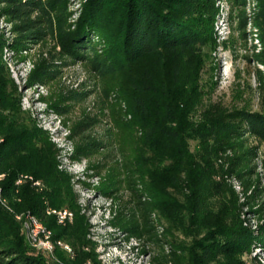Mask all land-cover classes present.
I'll list each match as a JSON object with an SVG mask.
<instances>
[{"label": "trees", "instance_id": "16d2710c", "mask_svg": "<svg viewBox=\"0 0 264 264\" xmlns=\"http://www.w3.org/2000/svg\"><path fill=\"white\" fill-rule=\"evenodd\" d=\"M254 1L250 12L246 0L236 4L245 7L242 28L248 29L250 22L256 28L260 45L254 60L264 65V0ZM69 5L70 0H0V15L12 23L17 45L57 39L63 53H81L99 73L128 77L131 90L125 99L142 130L148 154L143 167L149 163L144 178L149 184L135 194L130 215L119 216L117 227L127 229L130 238L160 245L153 264H246L244 256L264 245V179L258 162L259 143L264 142V70H258L259 109L209 104L199 113L192 149L185 134L191 126L188 115L199 99L192 68L200 62L199 47L210 39L214 4L86 0L76 29L69 22ZM94 35L106 42L101 53ZM7 46L11 43L0 34V108L10 110L0 111V174H5L0 180V264H104L88 238L77 199L64 190L67 174L59 169L49 138L41 128H22L20 109L9 101L3 80L8 73L3 60ZM57 71L40 65L34 79L42 82ZM90 125L81 122L79 129ZM22 175L33 179L18 183ZM65 207L73 215L64 221L48 212ZM27 213L51 230L56 243L52 253L31 245L17 217ZM156 213L167 223L165 237L156 232ZM250 217L258 219L256 226L249 223Z\"/></svg>", "mask_w": 264, "mask_h": 264}, {"label": "rangeland", "instance_id": "374dc122", "mask_svg": "<svg viewBox=\"0 0 264 264\" xmlns=\"http://www.w3.org/2000/svg\"><path fill=\"white\" fill-rule=\"evenodd\" d=\"M210 1L216 10L212 31H208L210 39L199 47L200 62L192 68L191 76L199 90L198 102L188 115L191 126L185 131L192 149L197 144L192 137L200 124L199 113L209 104L221 102L230 109H259L258 70H264V65L254 60L260 45L254 24L250 22L246 30L241 26L243 3ZM85 2L70 0L72 29L77 28ZM246 3L250 12L255 1ZM0 34L11 43L3 49L8 68L3 80L9 101L20 109L17 116L22 128H41L49 138L59 169L67 174L64 190L77 199L78 209L86 219L88 238L95 243L99 259L104 264H153L160 245L130 238L127 229L116 225L119 216L130 215L137 199L135 194L149 184L144 178L149 163L143 167L148 154L142 130L133 120L125 99L131 90L128 77L121 72L99 73L81 53L77 57L63 53L57 39L17 45L12 23L2 15ZM93 40L99 42L101 53L105 40L96 35ZM40 65H52L58 69L57 74L44 77L42 82L35 81L34 74ZM0 111L10 112L3 108ZM89 121V127L79 129L81 122ZM259 144V170L264 179V142ZM67 212L73 215L67 207L56 212L60 221ZM152 218L156 232L165 237V219L158 213ZM249 223L256 226L258 219L250 217ZM167 234L171 239V233ZM62 243L71 251L69 244ZM165 249L169 251L168 244ZM244 259L246 264H264V245L253 247Z\"/></svg>", "mask_w": 264, "mask_h": 264}, {"label": "bare ground", "instance_id": "6f19581e", "mask_svg": "<svg viewBox=\"0 0 264 264\" xmlns=\"http://www.w3.org/2000/svg\"><path fill=\"white\" fill-rule=\"evenodd\" d=\"M5 176V174H0V180ZM25 178L33 179L31 175H22ZM21 176V178H22ZM36 185H42L40 180L34 181ZM2 192V188L0 186V194ZM49 213L57 212V210H48ZM72 216L71 212H67L64 214V217ZM18 219L24 223V228L27 234V238L30 241L31 245L39 250H46L49 252H53L56 247V243L52 241V232L49 230L35 215L31 213L27 214H19L17 215ZM63 218V217H62ZM64 218V219H65ZM64 219L62 221H64ZM59 244L63 245L62 242ZM67 248L69 246L66 245ZM70 249V248H69Z\"/></svg>", "mask_w": 264, "mask_h": 264}, {"label": "built area", "instance_id": "2783aa9c", "mask_svg": "<svg viewBox=\"0 0 264 264\" xmlns=\"http://www.w3.org/2000/svg\"><path fill=\"white\" fill-rule=\"evenodd\" d=\"M23 180H25V177L24 176H22V178H19L18 179V183L22 182ZM35 181H37V180H35Z\"/></svg>", "mask_w": 264, "mask_h": 264}]
</instances>
